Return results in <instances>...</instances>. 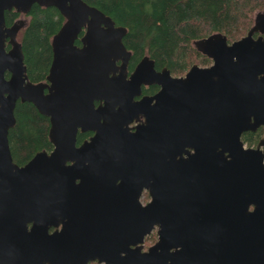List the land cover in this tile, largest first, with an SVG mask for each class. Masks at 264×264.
I'll use <instances>...</instances> for the list:
<instances>
[{
	"label": "water",
	"instance_id": "obj_1",
	"mask_svg": "<svg viewBox=\"0 0 264 264\" xmlns=\"http://www.w3.org/2000/svg\"><path fill=\"white\" fill-rule=\"evenodd\" d=\"M34 4L66 18L40 82L27 74L21 25L5 17ZM126 33L85 0H0V264H16L7 247L25 239L46 253L41 264H264V139L242 140L264 124V10L232 43L220 32L195 41L213 63L182 76L146 55L128 79ZM143 83L161 88L136 101ZM19 100L49 117L54 145L23 166L9 144ZM141 104L147 121L131 132ZM79 128L96 134L77 146Z\"/></svg>",
	"mask_w": 264,
	"mask_h": 264
},
{
	"label": "trees",
	"instance_id": "obj_2",
	"mask_svg": "<svg viewBox=\"0 0 264 264\" xmlns=\"http://www.w3.org/2000/svg\"><path fill=\"white\" fill-rule=\"evenodd\" d=\"M85 1L111 16L116 25L127 28L123 40L134 60L149 55L158 67L165 66L175 75L185 73L195 63L211 62L195 41L217 32L225 34L229 42L240 39L253 26L256 13L264 9V0ZM7 13L8 24L13 15L10 18ZM26 16L28 22L18 33V41L27 74L32 82L45 81L53 58L52 39L65 17L57 8L39 4H34ZM15 116L17 121L9 135L17 161L51 147L50 120L34 104L19 100ZM254 135L246 133V140L254 141Z\"/></svg>",
	"mask_w": 264,
	"mask_h": 264
},
{
	"label": "flooded vegetation",
	"instance_id": "obj_3",
	"mask_svg": "<svg viewBox=\"0 0 264 264\" xmlns=\"http://www.w3.org/2000/svg\"><path fill=\"white\" fill-rule=\"evenodd\" d=\"M8 12L9 13H7V15L10 18H12V15H13V19H12L11 23L8 22L7 26H12V25H14L16 23L21 25V27H20V29L18 31V33H19L21 28L24 27L27 24V22H28L26 14L20 13V12L16 11L15 9H12V10H10ZM18 33H17V37H16L17 40H18ZM83 34H84V31H82L80 33L79 38L76 40V43L78 45H82L81 37L83 36ZM259 35H261L260 32H256L255 33V37H258ZM6 47H7V49H10L12 47V44H11L9 39H7V41H6ZM132 55L133 54L131 52V57L129 59L128 66H127V78L128 79L131 77V74L135 70V68L138 65V63L143 59V57L146 56V55H143L142 57L134 60ZM147 56H149V55H147ZM150 58H152V57H150ZM210 60H211V62L209 64L200 65V66H209V65H211L213 63V60L211 58H210ZM24 61H25V59H24ZM154 61H155V59H154ZM117 64H121V62L117 61ZM154 66H155V69L158 70V71L161 70L163 67H165V66L158 67L157 64H156V61H155ZM186 72L183 73V74H179V75H175L172 72L171 73L174 76H182V75L186 74ZM9 75L10 74L8 73L7 77H9ZM46 79H47V77H46ZM160 88L161 87H160V85H158V83H143L141 85V88H140V93L138 95H135L133 98L136 101H140V100L145 99L147 97H152V96L156 95V93L160 90ZM154 102H155V100H153V103ZM101 104L104 105L105 101L104 100H102V101L101 100H96L95 101V106L96 107H98ZM147 113L148 112H147L146 104H141L138 107L137 112L134 115V116H136V117H134L135 119H133V121L131 123H129V126H128L129 127V131L134 132V131H136V126L145 124L146 121H147ZM49 129H50V127H49ZM246 133H248V134L249 133H254L255 134L254 137H257V138H255L254 141H248V140H246V137H245ZM9 134H10V132H9ZM95 134H96V132L94 130H82V128H79L78 131H77V135H76V145L80 146L85 141H91V139L95 136ZM48 135H49V133H48ZM263 139H264V124L259 126L256 131L248 130V131L243 132V134H242V140L244 141L246 147H253V148L258 147L260 142ZM49 140H50V137H49ZM50 142H51V140H50ZM9 144H10V150H11V154H12L14 162H16L20 166L25 165L38 152V151L35 152L27 160L19 162V161H17L15 159V157L13 155L12 144L10 142V135H9ZM53 148H54V145L51 142V147L49 149L45 148V149H42V150H47V151L51 152L53 150ZM260 148L264 151V145L261 144ZM39 151H41V150H39ZM190 151L192 153L195 152V150L191 149V148H190ZM184 156L187 157V154L184 153ZM117 182H119V180H117ZM150 200H151V195L149 193V190L147 188H144L142 190V193H141V196H140V202L145 205ZM23 208H27V206L24 205ZM253 209H254V206L251 205L250 206V210H253ZM32 225H33V222H29L28 223V230H31ZM62 227H63V224L60 223L57 227L56 226L51 227L49 229V232L53 233L57 229L61 230ZM158 228L159 227L156 225V227L153 229L152 233L150 235L146 236L145 242H144V246H143V250L148 249L149 246H151L152 244H154L157 241V239H158V234H157ZM31 245H32V240H27V239H25L24 241L23 240H11L9 245H8V247H7L8 248L7 249L8 258H12L15 261L16 264H41L42 260H44L46 258V253L44 252V253H41L40 255H38V252L39 251L41 252V249L34 248ZM45 264H50V263L46 262ZM89 264H103V263H100L99 261L95 260V261H90Z\"/></svg>",
	"mask_w": 264,
	"mask_h": 264
}]
</instances>
